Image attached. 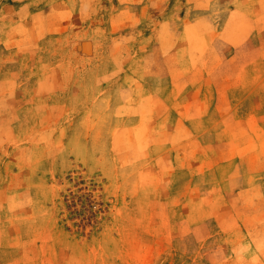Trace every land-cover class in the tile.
Returning a JSON list of instances; mask_svg holds the SVG:
<instances>
[{
    "label": "rangeland",
    "instance_id": "1",
    "mask_svg": "<svg viewBox=\"0 0 264 264\" xmlns=\"http://www.w3.org/2000/svg\"><path fill=\"white\" fill-rule=\"evenodd\" d=\"M0 264H264V0H0Z\"/></svg>",
    "mask_w": 264,
    "mask_h": 264
}]
</instances>
